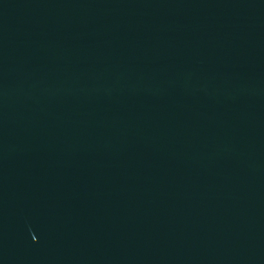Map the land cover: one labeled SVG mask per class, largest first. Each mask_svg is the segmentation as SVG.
Here are the masks:
<instances>
[{"label":"water","instance_id":"1","mask_svg":"<svg viewBox=\"0 0 264 264\" xmlns=\"http://www.w3.org/2000/svg\"><path fill=\"white\" fill-rule=\"evenodd\" d=\"M0 264H264V0H0Z\"/></svg>","mask_w":264,"mask_h":264}]
</instances>
